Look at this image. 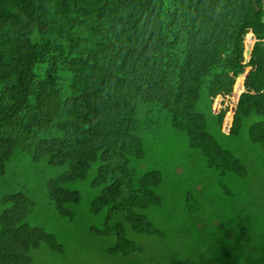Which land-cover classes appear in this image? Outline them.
<instances>
[{
  "label": "trees",
  "instance_id": "16d2710c",
  "mask_svg": "<svg viewBox=\"0 0 264 264\" xmlns=\"http://www.w3.org/2000/svg\"><path fill=\"white\" fill-rule=\"evenodd\" d=\"M256 1L259 10L254 0H0V175L18 146L64 166L48 182V197L72 216L83 201L72 184L100 162L99 173L114 177L94 180L102 189L88 211L105 226L112 218L106 234L115 236L114 255L138 251L133 231L154 227L136 210L159 201L163 182L161 170L133 169L149 141L172 129L211 169L240 172L243 161L210 135L197 109L203 93L210 106L232 94L239 77L244 117L261 118L245 131L264 128V0ZM248 31L256 36L250 59ZM223 114L215 122L233 134L237 128L223 131ZM235 135L264 150V133L257 141ZM4 196L10 206L0 217V264H28L43 241L58 247L53 234L25 222L27 195ZM228 233L213 244L224 254L241 243Z\"/></svg>",
  "mask_w": 264,
  "mask_h": 264
},
{
  "label": "rangeland",
  "instance_id": "374dc122",
  "mask_svg": "<svg viewBox=\"0 0 264 264\" xmlns=\"http://www.w3.org/2000/svg\"><path fill=\"white\" fill-rule=\"evenodd\" d=\"M251 34L254 33L248 31L245 43L248 59L256 42L255 34V39ZM243 89L244 78L239 77L232 94L217 95L210 106L203 93L197 103V109L209 121L210 135L245 164L239 163L240 172L211 169L185 135L172 129L163 130L156 141L147 143L143 164H135L133 169L136 173L161 170L163 182L156 190L159 201L136 210L153 223L154 230L138 227L133 231L139 250L128 247L126 256L111 251L115 236L106 234V228L113 230L112 218L105 226L103 216L88 211L102 189L94 180L101 179L102 174L113 178V171L99 173L102 164L95 161L88 175L72 184L82 191V203L72 216H63L49 200L48 182L63 173L65 167L53 166L47 159L35 160L18 146L5 174L0 175V217L10 206L4 202L6 193L25 194L32 202L25 222L53 234L58 244L55 248L43 241L32 249L28 264H264V150L235 135L251 134L257 141L256 134L262 137L264 128L257 124L253 131H245L261 118L255 113L244 117L240 106ZM221 112L223 131L237 128L233 134L220 132L215 121L216 113ZM155 118L158 123L162 121L159 114ZM88 126L97 127L95 123ZM227 230L228 238L241 243L224 254V249L213 244L225 240Z\"/></svg>",
  "mask_w": 264,
  "mask_h": 264
},
{
  "label": "water",
  "instance_id": "95a60500",
  "mask_svg": "<svg viewBox=\"0 0 264 264\" xmlns=\"http://www.w3.org/2000/svg\"><path fill=\"white\" fill-rule=\"evenodd\" d=\"M255 2V1H254ZM262 22H264V15L262 16ZM251 37V39H255V36H254V34H252V36H250ZM250 48H251V45H249V49H248V53H250Z\"/></svg>",
  "mask_w": 264,
  "mask_h": 264
},
{
  "label": "bare ground",
  "instance_id": "6f19581e",
  "mask_svg": "<svg viewBox=\"0 0 264 264\" xmlns=\"http://www.w3.org/2000/svg\"><path fill=\"white\" fill-rule=\"evenodd\" d=\"M255 2V5H256V8H257V10H259L260 9V7H258V5H257V1L256 0H254Z\"/></svg>",
  "mask_w": 264,
  "mask_h": 264
},
{
  "label": "clouds",
  "instance_id": "9594fccd",
  "mask_svg": "<svg viewBox=\"0 0 264 264\" xmlns=\"http://www.w3.org/2000/svg\"><path fill=\"white\" fill-rule=\"evenodd\" d=\"M243 91H244V89H243Z\"/></svg>",
  "mask_w": 264,
  "mask_h": 264
}]
</instances>
